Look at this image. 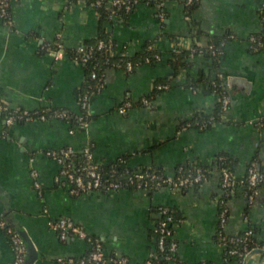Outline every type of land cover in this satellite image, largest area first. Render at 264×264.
Masks as SVG:
<instances>
[{"label": "crops", "instance_id": "crops-1", "mask_svg": "<svg viewBox=\"0 0 264 264\" xmlns=\"http://www.w3.org/2000/svg\"><path fill=\"white\" fill-rule=\"evenodd\" d=\"M263 3L201 0L188 12L179 0H164L163 20L155 7L138 4L126 20L114 18L107 23V31L126 54L153 41L162 52L161 60L130 73L107 69L104 88L90 97L87 125L35 119L5 127L0 114V217L13 229L25 230L37 252L32 264H55L57 257H77L87 250V244L75 236L59 240L50 226L58 217L71 219L98 238L106 255L126 258V263L104 264H144L154 249L152 229L158 206L170 207L180 219L174 239L185 264H237L223 260L214 237L220 173L212 162L218 154L229 156L237 178L244 176L251 161L264 166V45L251 52L248 42V36L261 29L258 11ZM10 13L12 25L0 20V101L13 109L60 107L78 113L85 73L68 52L97 36L96 11L81 2L68 6L67 0H14ZM227 35L219 71L230 97L228 110L222 121L203 130H179L195 113L211 112L219 99L207 80L200 81L202 73H211L209 58L192 56L190 64L174 74L168 62L171 51L192 43L206 46ZM55 39L60 44L56 58L40 49L43 42ZM188 77L196 81L194 91L186 82ZM164 79L169 87L154 92L155 82ZM143 97H150L148 105L118 111L124 101L134 103ZM87 142L93 143L95 158L105 165L124 156L132 169L157 167L171 176L179 164L208 165L212 170L202 185L183 192L119 189L73 196L54 185L58 167L45 151L65 146L80 149ZM31 169L38 172L41 193L32 185ZM229 208L227 233L253 227L264 240V188L252 202L239 190ZM11 259L7 235L0 229V264ZM244 264H264V254L254 252Z\"/></svg>", "mask_w": 264, "mask_h": 264}, {"label": "built area", "instance_id": "built-area-1", "mask_svg": "<svg viewBox=\"0 0 264 264\" xmlns=\"http://www.w3.org/2000/svg\"><path fill=\"white\" fill-rule=\"evenodd\" d=\"M14 0H0V20L4 22L6 25H12V17L8 16V9L11 8V4ZM193 0H185V5H188ZM83 3L84 1H79ZM155 8L157 9V17L160 20L165 18L164 12V0H156ZM138 3V0H94L91 7L105 5L106 8H116L122 9L123 12L127 15L131 14L132 7ZM138 5V4H137ZM263 6L260 10H263ZM112 19L120 18L119 15L113 14ZM261 28L262 31L264 30V16L261 18ZM264 39V31L261 36ZM249 41H253V37L249 38ZM261 46L264 45V42L261 41L257 42ZM200 46V45H199ZM221 47H225V42L220 43ZM152 47H156L154 42ZM98 49H104L110 54L116 53V50L112 49L111 43H105L103 41H99L97 43ZM211 48V45H209ZM48 54L52 55L56 58V52L51 49L49 44H45L42 46ZM78 51L83 53L80 60L82 62L87 61L90 52L84 49L83 46L78 47ZM212 54H222V49L215 51L211 49ZM157 57V56H156ZM77 62V60H75ZM125 68L130 70L132 68V64L127 62L125 64ZM110 69H114L111 67ZM95 73L91 74V77H95ZM219 78L221 79L220 87L221 90H212L213 94L218 96L219 101L222 105V110H226L227 106L230 102L229 94L226 90L223 75L221 73L218 74ZM105 82H101L98 87L96 88V94L101 92L104 88ZM158 89H167V84H159L156 86ZM190 89L194 91V88L190 86ZM95 94V93H94ZM93 94V95H94ZM92 94L84 93L81 97L80 108L81 111L74 115L75 124L77 125H87L86 122V115L82 112H88V104ZM143 105L149 104V99L143 97L141 100ZM131 107L130 101L123 102L118 111L120 113H125ZM89 113V112H88ZM0 114H4V125L9 127L19 120L24 122L31 121V120H49V119H62L68 121L69 114L63 110H53L48 114L44 113L43 111L39 110H27V109H13L11 108L6 102L0 101ZM205 125L202 122L199 127L202 128ZM191 124L186 122L181 130L190 128ZM73 128L70 129V133H73ZM45 155L55 161L57 164V171L53 177V182L56 187L66 189L71 195H84L92 192L97 191H117L122 189L123 185L128 184H136L137 189L148 190L150 188H159L165 187L174 191H180L183 187L188 185H192L193 183L197 182H204L206 181V177L204 176V170L200 167L193 166L192 171L188 173H183L181 168L179 169V174L174 177L164 173H149L147 171H142L140 168L133 169V176L128 177L127 181L124 184L121 182H115L108 179L106 173L101 171V166L103 165L100 163L94 155L93 143L87 142L80 149H76L71 146L59 147V148H51L45 151ZM77 155L79 157H77ZM215 162V159L213 160ZM118 165L120 167H128L124 160L118 159ZM182 172V173H181ZM220 173V194L226 193L227 191L230 193L234 186H236L239 182H246L248 192L246 194V199L249 202H252L256 195L259 192L260 188H264V166H260L257 161H251L246 169V172L242 178H237L234 174V171L229 168H222L219 170ZM30 178L32 180V185L34 189L38 193H41V184L39 180L38 172L35 169H31L29 172ZM135 179L138 182H135ZM215 203L217 207V221H216V233L219 237L220 242L218 245L222 249L223 253V260L230 261V258H235L236 256H242L240 260V264H244L246 259H248L256 249L264 250L263 247H255L249 249L247 247V235L251 233L250 230H246V236L238 237L237 233L229 234L227 233V224L230 218L229 212V205L228 200L224 199L223 197H216ZM159 212V220L153 227L154 231V238L156 239V246L149 254V257L146 259L144 264H152L151 259L156 257H164L161 255V252L165 249L169 251H174L178 244L177 241L174 239V227L180 221L176 215L170 213V210L165 206H160L158 208ZM43 212L47 213V208H43ZM5 222L0 219V225L5 226ZM50 226L56 231V234L61 241H65L70 236H75L81 240H83L88 248H91L90 252L85 257L75 258L73 256H60L57 257L55 260V264H104L107 261H117L120 263H126V258L124 257H116L115 255H106L104 253V249L99 243L98 240H93L90 235H88L84 230H82L79 226H77L71 219L66 217H58L50 221ZM6 235L8 238V242L10 245V249L12 252V259L9 264H24L26 258V249L23 242V239L18 234V232L13 229L12 227H6ZM169 239V244H166V240ZM227 242H232L234 244H240L241 248H227ZM258 253V252H257ZM172 262V261H170ZM173 263V262H172Z\"/></svg>", "mask_w": 264, "mask_h": 264}, {"label": "trees", "instance_id": "trees-1", "mask_svg": "<svg viewBox=\"0 0 264 264\" xmlns=\"http://www.w3.org/2000/svg\"><path fill=\"white\" fill-rule=\"evenodd\" d=\"M79 1H84L85 4L87 6H91V4H93L94 0H67V5H71L74 4L76 2ZM182 5L185 7V9L190 12L191 10L195 9L196 7H198V5L200 4L201 0H193L190 4L185 5V0H179ZM156 0H138V3H136L133 7L131 12L135 9V7L137 6V4H145L147 6L150 7H154L156 4ZM93 9L96 11L97 17H98V33L97 36L91 38V39H87L85 41H83L82 43H80V46H83L84 49L90 52L89 57L87 59V61L82 62L80 60V58L82 57L83 53L78 51V47L75 48H71L69 50V56L72 60H77V63L79 65H81L84 69V73H85V78H84V82L80 88V93H79V98H78V102H79V109L81 111L80 108V103H81V97L84 93L87 94H96V88L98 87V85L101 82H105V72L107 69H110L111 67H113L114 69H120L123 70L126 73H130L132 71H134L136 68H138L140 65L143 64H148V65H152L155 64L157 62H159L161 60L162 57V52L156 48V47H152L153 41H146L141 49L133 54H126L125 51L123 49L119 50L118 49V42L116 41V39L113 37V35L107 31L106 28V24L110 23L112 21V15L116 14L119 15L120 18L122 20H126L128 18L129 15L125 14L123 12L122 9H116V8H111L108 9L105 7V5H100V6H95L93 7ZM258 14L260 16V18L262 16H264V8L263 10H259ZM8 16L11 17V13H10V9H8ZM264 31V30H263ZM262 28L260 29L259 32H255V33H251L248 36V42H249V49L251 52H258L262 46L260 44H258V41H261L262 43L264 42V39L261 37L263 34ZM253 37V41H249V38ZM230 38V35H227L225 37H222L220 39H218L216 42L213 43H208L206 46H199L195 43H192L191 47L188 48H182V47H176L171 51V55L170 58L168 59L169 64L173 67V71L174 74H177L179 72L180 69L186 68L189 64H190V57L192 56H196V55H204L207 58H209L210 62H211V68L210 71L211 73L204 75V73L201 74L200 76V81L201 80H207L209 83V87L212 90H221L220 87V82L221 79L219 78L218 74L220 73L219 71V64H220V58L224 52V47L220 46L221 42H226L228 39ZM99 41H103L105 43H111L112 49L116 50V53L114 54H110L107 51H105L104 49H98L97 48V43ZM45 44H49V46L51 47L52 50H56L60 44L58 42V40H53L50 42H43L40 45V49L44 52H46L44 49H42V46ZM209 45H211V48H209ZM211 49H214L215 51L217 50H221L222 49V54L218 55V54H212L211 53ZM157 56V57H156ZM127 62H130L132 64V68L130 70H127L125 68V64ZM95 73V77L92 78L91 74ZM212 73H215L216 76L215 78H212ZM187 83H189V86H192L195 89V83L196 81H194L193 79L188 77V80L186 81ZM159 84H167L169 87V80H162V81H156L155 85H154V92H158V91H163L166 89H158L156 86ZM148 99H150V97H146ZM142 98L137 101V102H131V107L134 105H142L141 102ZM129 101V100H126ZM150 101V100H149ZM125 102V101H124ZM229 108V104L227 106L228 110ZM53 110H63L66 111L70 116L68 121L70 122H74L75 118L73 117L74 115L76 116V114L78 113H74L72 111H69L68 109L65 108H44V109H39V111H43L44 113L48 114L49 112L53 111ZM226 110H222V105L221 102L218 101L213 110L211 112L205 113V112H197L194 115H192L191 118L185 120L184 122H182L179 125V130L182 129V127L184 126V124L186 122H189L191 124L190 127H195L199 130H203L209 126H211L214 123H218L220 121H222L224 113L226 112ZM82 112L86 115V122L89 123V121L91 120V115L88 112H85L82 110ZM2 117L4 118V114H1ZM18 122H24L22 120H19ZM204 122L205 125L200 128L199 125ZM17 123V122H16ZM6 127V126H5ZM77 157H79L77 155ZM118 159L120 160H125L124 156L119 157ZM212 165L214 166L215 169H217L218 171L222 168H229L233 170V160L225 155V154H218L215 157V162H212ZM196 166V167H200L202 170H204L203 174L206 177V180L210 174V171L212 170V167H209L208 165H200V164H194V163H187V164H179L176 166L175 169V174L174 177L179 174V169L181 168L183 173H188L190 171L193 172L192 167ZM140 169L142 171H147L149 173H164V170L161 168H157V167H140ZM101 171L106 173L108 176V179L111 181H115V182H121L122 184L125 183V181H127L128 177H132L134 172L133 169L130 167H120L118 165V161L110 163V164H103L101 166ZM181 172V173H182ZM135 182H138L137 179H135ZM205 182V181H204ZM204 182H197V183H193L192 185H188L186 187H183L180 192L183 191H187L190 188H198L200 185H202ZM124 187L122 189H130V190H139L136 188V184H128V185H123ZM161 188H165V187H159L157 189L155 188H150L147 191H156L158 189ZM239 190L242 191V193L244 194V196H246L247 192H248V188H247V184L246 182H239L236 186H234V188L232 189V192L230 193L229 191L228 194L226 193H221L218 196L223 197L224 199L228 200V205H229V201L230 199L236 195V193L239 194ZM73 196H78V195H73ZM217 196V197H218ZM160 206L156 207L155 209L157 211L158 208ZM170 210V213H172L173 215H175L173 209H171L168 206H165ZM229 212H230V208H229ZM160 216L158 217L157 221L159 220ZM1 220L4 221V219L2 217H0ZM156 221V222H157ZM5 222V221H4ZM6 223V222H5ZM156 224V223H155ZM6 227H11L8 223L5 224V226H1L0 225V229L6 234ZM250 230L251 233L249 235L246 236V230ZM246 230L240 231L238 232L237 236L238 237H247V247L249 249L251 248H255V247H263L264 249V240L260 239L257 237V234L255 232V229L253 227H249ZM152 234L154 236V231L152 229ZM93 240H98L99 243L101 244V246L103 247L102 243L100 242V240L94 236H91ZM215 240L216 242H220L219 237L215 231ZM169 239L166 240V244H169ZM240 244H234L232 242H227V248H234L235 246L237 248H241ZM156 246V239L154 238V248ZM91 248H87V250L85 251V253L81 256H77L75 258H80V257H85L87 256V254L90 252ZM161 255L164 257H156L151 259L152 264H166L169 263L170 261H172L174 264H185L184 261L180 258L179 254H178V246L174 251H169L168 249H165L164 251L161 252ZM242 256H236L235 258H230L231 261L236 262L237 264H240V260H241ZM198 264H212L211 262H207V261H202L199 262Z\"/></svg>", "mask_w": 264, "mask_h": 264}, {"label": "water", "instance_id": "water-1", "mask_svg": "<svg viewBox=\"0 0 264 264\" xmlns=\"http://www.w3.org/2000/svg\"><path fill=\"white\" fill-rule=\"evenodd\" d=\"M14 229L21 236V238L23 239L24 245H25L26 258H25L24 264H32L33 261L37 258V252L34 248L32 241L30 240V238L28 237L24 229H16V228ZM254 252L255 253L261 252L264 254V250H261V249H256L254 250Z\"/></svg>", "mask_w": 264, "mask_h": 264}]
</instances>
